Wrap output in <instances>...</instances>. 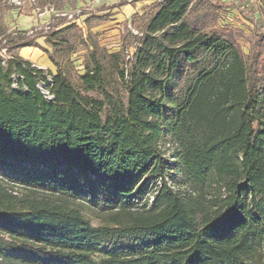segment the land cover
I'll use <instances>...</instances> for the list:
<instances>
[{
  "label": "trees",
  "instance_id": "1",
  "mask_svg": "<svg viewBox=\"0 0 264 264\" xmlns=\"http://www.w3.org/2000/svg\"><path fill=\"white\" fill-rule=\"evenodd\" d=\"M158 3L117 72L127 100L96 56L78 77L95 97L51 55L49 80L17 54L0 59V264H248L254 243L264 252V33L246 64L217 30L221 0ZM67 29L46 43L65 45L51 38Z\"/></svg>",
  "mask_w": 264,
  "mask_h": 264
},
{
  "label": "rangeland",
  "instance_id": "2",
  "mask_svg": "<svg viewBox=\"0 0 264 264\" xmlns=\"http://www.w3.org/2000/svg\"><path fill=\"white\" fill-rule=\"evenodd\" d=\"M139 1L102 0V3L95 5L94 2L83 4L84 0H23V3L18 5L0 0V44L6 46L10 51L7 52L5 48H1L0 54L4 57L17 54L21 58L27 59L34 67L46 72L47 80L50 79L48 72L52 74L56 72L54 64L48 57L51 55L71 84L81 92L93 97L96 95L93 92L85 91L80 85L78 77L89 66L90 59L96 56L101 61L109 88L116 89L122 98L127 100L126 91L118 80L117 72L119 69L127 67L134 48L140 42L139 39L145 30L147 20L153 13V4H159L153 3L147 7ZM122 2H126L127 5H121ZM34 3L41 9L52 6L53 10L58 13L74 12V18L67 20L62 16L48 14L47 17L41 19V23L38 22L39 26L35 27V30L32 25L36 21H33V15H31V11L35 7ZM138 5L140 6L138 7ZM260 9L261 19L250 16L249 25L241 26V24L231 22L223 13L218 22L217 30L227 31L238 43L246 64L251 60L249 52L251 39L256 34L264 33V9ZM73 20L74 22H72ZM68 21L70 22L66 26H69V29L61 35L51 38H62L66 44L54 46L46 43L45 40L52 36V33L58 29L57 26H63ZM238 22L240 23L239 19ZM30 40H34L38 46L17 47ZM260 51L258 66L260 75H262L264 72V45ZM43 61L49 63V67H45ZM177 83V78L171 81L169 85L171 91L177 86ZM180 90H176V94H179ZM167 101L176 103L177 99L171 94ZM162 148L165 149L164 155L168 156L171 146ZM23 190L24 188L21 186L16 187L17 193ZM84 216L88 217L93 225L99 223L89 209L84 210ZM252 250L246 254L248 264H260L264 254L261 245L254 243Z\"/></svg>",
  "mask_w": 264,
  "mask_h": 264
},
{
  "label": "crops",
  "instance_id": "3",
  "mask_svg": "<svg viewBox=\"0 0 264 264\" xmlns=\"http://www.w3.org/2000/svg\"><path fill=\"white\" fill-rule=\"evenodd\" d=\"M139 2H143L144 5L149 7L153 3H158L159 0H140ZM221 2L226 4L225 12L223 14L227 15V18L229 21H231V22L233 21L234 23L241 24V26H243V24L249 25L248 19H250L249 18L250 16L261 19V17H260V10L261 9L260 8L264 9V2H262V0H221ZM100 3H102V1L94 2L95 5L100 4ZM83 4H86V3H83ZM121 5L126 6L127 4H126V2H122ZM155 5L156 4H153V6H155ZM139 6L140 5H138V7ZM138 7H136V8H138ZM48 14L49 13H46L43 16H39V15H36L33 11H31V15H33L32 19H33V21H36L32 25V27L35 29V27L39 26V23L42 22L41 19H44L45 17H47ZM39 19H40V21H39ZM238 19L240 20V23L238 22ZM69 22L70 21L64 23L63 26H66V24H68ZM72 22H74V20ZM63 26L62 25L57 26V28H58L57 30L63 29ZM50 62H51V60H50ZM43 65L45 67L46 66L49 67V63H47L45 61H43Z\"/></svg>",
  "mask_w": 264,
  "mask_h": 264
},
{
  "label": "built area",
  "instance_id": "4",
  "mask_svg": "<svg viewBox=\"0 0 264 264\" xmlns=\"http://www.w3.org/2000/svg\"><path fill=\"white\" fill-rule=\"evenodd\" d=\"M3 1H9V2H13L15 4H22L23 3V0H3ZM85 3H93V2H99V1H102V0H84ZM34 9H33V12L36 14V15H39V16H43L44 14L46 13H49V14H54L55 16H62V17H65L67 18L68 20H71L74 18V12H63V13H58V12H55L52 8V6H46L45 8L41 9L40 7L36 6L35 3H34ZM78 13V11H77ZM36 30V29H35ZM30 33H32V31H30ZM0 59H3V61H5L6 59H8V56L7 57H4L3 55L0 54ZM45 86H42L41 89L43 88L44 89ZM45 97L46 99H51V96H49L48 94H45Z\"/></svg>",
  "mask_w": 264,
  "mask_h": 264
},
{
  "label": "water",
  "instance_id": "5",
  "mask_svg": "<svg viewBox=\"0 0 264 264\" xmlns=\"http://www.w3.org/2000/svg\"><path fill=\"white\" fill-rule=\"evenodd\" d=\"M38 86H39L41 92H42L44 95H45V94H48L47 91H46L45 89H43V88L41 89V87L44 86L43 84L39 83Z\"/></svg>",
  "mask_w": 264,
  "mask_h": 264
}]
</instances>
